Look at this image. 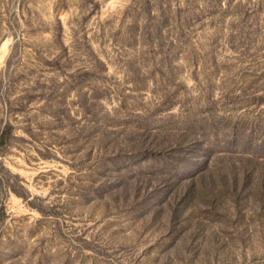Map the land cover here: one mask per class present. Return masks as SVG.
<instances>
[{"label": "rangeland", "instance_id": "rangeland-1", "mask_svg": "<svg viewBox=\"0 0 264 264\" xmlns=\"http://www.w3.org/2000/svg\"><path fill=\"white\" fill-rule=\"evenodd\" d=\"M195 118L191 158L141 152ZM5 125L0 264H264L262 196L171 198L264 170V0H0Z\"/></svg>", "mask_w": 264, "mask_h": 264}, {"label": "trees", "instance_id": "trees-1", "mask_svg": "<svg viewBox=\"0 0 264 264\" xmlns=\"http://www.w3.org/2000/svg\"><path fill=\"white\" fill-rule=\"evenodd\" d=\"M159 37H161V31L159 32ZM172 45V43L170 42ZM91 90V89H90ZM82 93L81 106L84 113L87 115L85 118L86 123L94 122L96 120V113L93 112L92 106L94 105L95 97L90 95V93L84 92L83 89L80 91ZM93 118V120H91ZM210 124V123H209ZM207 121L199 120L197 118L193 119L192 123L189 125L191 130L187 127L176 128L174 130H168L169 132H164L162 135L158 132H152L151 138L148 139V143L143 146L141 152L147 153L152 156L154 153L160 156L161 161L164 164H172V158L174 156L189 159L192 157L191 152L194 150V146H201L200 136L204 135V129L206 128ZM200 130V131H199ZM9 133L8 126H4L0 133V142H5L6 137ZM162 150H158V149ZM180 152V154L178 153ZM263 159V157H260ZM109 162L113 164L112 159ZM247 162H255L256 159L246 158ZM173 163L179 165V160L173 159ZM173 170L176 171L175 168ZM198 173L197 175H192ZM192 173L188 179H183L172 189L171 198L175 201H179L189 194H194L195 197H200L204 194L203 191L216 190L217 192H228L231 196V201L235 200L236 210H239L240 198L244 197L246 200L248 198H255L262 196L261 201L264 198V170L255 171L250 165H245L242 170L232 168L228 173H219L218 170H210L208 167H203L196 172ZM211 174V175H210ZM168 179L171 180L172 177L168 175ZM181 178H178V180ZM169 208L171 206L167 205ZM180 220V219H178ZM184 220V216L182 217Z\"/></svg>", "mask_w": 264, "mask_h": 264}]
</instances>
